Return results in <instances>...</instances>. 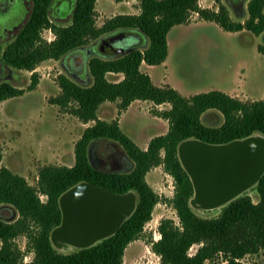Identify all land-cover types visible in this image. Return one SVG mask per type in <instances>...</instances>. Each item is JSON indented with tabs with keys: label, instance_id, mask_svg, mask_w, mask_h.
I'll use <instances>...</instances> for the list:
<instances>
[{
	"label": "trees",
	"instance_id": "1",
	"mask_svg": "<svg viewBox=\"0 0 264 264\" xmlns=\"http://www.w3.org/2000/svg\"><path fill=\"white\" fill-rule=\"evenodd\" d=\"M52 0H34L31 17L9 41L2 58L8 66L33 70L42 61L59 59L71 50L117 30L129 29L138 38L150 40L149 46L136 45L120 55H96L89 60L93 81L83 85L66 74L58 76L61 92L51 102L69 107L70 112L84 122L95 120L85 128L75 144L73 165H43L38 174V185L27 178L0 166V204L7 203L18 210L14 221L0 219V263L2 264H123L127 246L139 238L145 224L152 218L159 194L146 180L147 172L162 164L175 180V192L170 202L179 216L163 218L159 224L161 237L152 241V250L161 257V264H254L241 258L247 253L264 249V173L255 186L259 200L254 202L249 193L233 198L217 216L205 217L191 205L195 188L190 174L183 166L178 146L189 138L210 143H226L255 133L264 135V98L242 99L230 93L212 89L190 96L183 95L171 84L157 85L141 64L162 63L168 55V33L174 25L189 23L192 13L214 20L227 31L247 29L255 34L264 31V0H248L249 17L246 21L232 19L228 7L216 0L219 9L202 7L199 0H141L139 13H121L97 26V0H78L72 22L63 25L49 17ZM51 27L55 39L48 41L41 31ZM144 35V36H143ZM264 53V46H258ZM108 72H122L123 79L111 81ZM36 72L30 89L38 84ZM24 90L8 82L0 83V101L22 95ZM119 102V113L136 99L151 100L155 104L169 102L170 109L156 115L168 120L166 133L151 138L142 148L121 128L118 118L111 121L99 118L97 111L105 101ZM216 108L224 115L218 125H208L202 114ZM110 139L124 148L134 166L128 171L102 169L94 166L89 157V145L94 140ZM89 182L118 193L136 192L138 201L132 214L112 235L96 243L63 252L55 246L52 234L64 219L62 196L72 187ZM41 194L47 196L46 200ZM27 237L32 260L23 262V252L15 239ZM199 247L194 253L190 248ZM221 253L223 258H221Z\"/></svg>",
	"mask_w": 264,
	"mask_h": 264
},
{
	"label": "rangeland",
	"instance_id": "2",
	"mask_svg": "<svg viewBox=\"0 0 264 264\" xmlns=\"http://www.w3.org/2000/svg\"><path fill=\"white\" fill-rule=\"evenodd\" d=\"M221 1L228 7L233 20L244 22L249 17L248 0L242 4L241 0H236L234 2L236 8L231 4L232 0ZM199 4L202 7L219 9L216 0H199ZM59 5V1H55L54 6L59 7ZM140 6L141 0H97L96 24L101 26L106 19L116 14L139 13ZM7 7L5 4L4 9ZM51 17L61 24L71 22V14L65 17L51 14ZM7 25L9 27L11 24ZM5 26V18L1 17L0 83L8 82L17 88H22L24 93L0 101V166H6L14 173L25 176L30 184L37 186L39 170L43 165L75 163V144L85 128L95 123V120L84 122L72 114L69 107L51 102V98L61 92L58 76L66 74L80 84H91L93 77L90 74L89 60L96 55H110L104 50L100 52L108 35L102 36V39H90L83 45L84 49L80 47V50L74 51L65 59L64 57L46 59L35 69L29 70L8 66L2 60L3 50L8 41L15 36L14 33L1 37ZM243 30L227 31L214 20L200 18L197 12L192 13L189 23L174 25L168 33L171 53L169 62L173 80L179 83L182 89L180 92L188 95L208 91L207 88L209 90L215 88L242 99L264 98V53L258 49L259 45L264 46V31L259 35L247 29ZM54 37V32L49 30L44 32V39L50 41ZM144 37L145 39L137 37L134 41L135 44H142L140 46L142 49L148 47L150 43L149 38ZM74 57L81 63L79 73L82 77L79 74L73 75L66 68L72 65L70 60ZM34 72L39 82L35 89H30ZM164 72V66L155 69V79L161 80ZM119 76L121 75H110L115 79ZM116 101V108L100 109L97 115L102 117L116 115L119 120V115L124 110L119 113L120 100ZM170 108L169 102L154 103L151 108L147 104H134L123 116L121 128L143 148L150 137L167 132L164 119L156 113ZM202 120L208 125H218L224 121V115L220 110L211 108L203 112ZM254 135L264 136L262 133ZM90 145H94L91 157L95 166L107 170H123V164L113 162L112 166H107L102 161V153L105 151L110 154L127 155L122 145L110 139L94 140ZM132 167L133 165L125 170L128 171ZM146 180L159 194L160 201L155 205L152 218L145 224L139 238L127 246L123 264H161V257L152 250V241L161 237L160 221L163 218H172L179 222L177 211L170 202L175 192L174 177L160 164L153 166L147 172ZM255 186L243 193H249L252 200L257 202L259 194ZM133 194L137 202L138 195L134 191ZM41 198L46 200L47 196L41 194ZM193 198L190 202L193 209L205 217L217 216L221 208L228 203L207 208L195 203ZM18 216L15 207L7 203L0 204V219L14 221ZM15 241L23 252V262L32 260L34 252L28 250L27 237L19 235ZM53 241L63 252H71L77 248L61 240L53 239ZM198 247L199 244L191 246L190 253H194ZM222 256L221 253L219 259H222ZM241 260L246 263L264 264V249L247 253ZM207 263L217 264L209 260Z\"/></svg>",
	"mask_w": 264,
	"mask_h": 264
},
{
	"label": "water",
	"instance_id": "3",
	"mask_svg": "<svg viewBox=\"0 0 264 264\" xmlns=\"http://www.w3.org/2000/svg\"><path fill=\"white\" fill-rule=\"evenodd\" d=\"M135 38L134 32L119 31L116 37L104 40L102 49L110 55L123 54L138 45ZM91 151L92 145L89 157L94 165ZM178 154L193 181L195 197L205 207L231 201L255 186L264 173V136L261 135L226 143L189 138L179 144ZM61 204L64 219L52 238L77 247L90 246L115 233L136 206L133 192L118 193L89 182L68 190Z\"/></svg>",
	"mask_w": 264,
	"mask_h": 264
},
{
	"label": "flooded vegetation",
	"instance_id": "4",
	"mask_svg": "<svg viewBox=\"0 0 264 264\" xmlns=\"http://www.w3.org/2000/svg\"><path fill=\"white\" fill-rule=\"evenodd\" d=\"M55 1H59V3H60L59 7L54 6L55 5ZM77 1L78 0H52L51 4H50V7H49V17H50V19L53 22H55L54 19L51 17V14H57V15H59L61 17H65V16H68L69 14H71V22H72V18H73V14H74V8H75V5H76ZM235 1L236 0H232L231 1V4L234 5V7H235V3H234ZM5 4L8 6L7 9H4ZM33 4H34V0H0V10H1L0 18L4 17L5 18V24H6L5 30H4L3 34L1 35V37H5V36H8V35H11V34H14V33H15L14 38L16 37V35L21 31V29H23V27L25 26V24L27 23V21L31 17V14H32V11H33ZM241 4H242V0H241ZM56 23H58V22H56ZM7 24H11V25L9 27H7L8 26ZM59 24H61V23H59ZM63 25H67V24H63ZM47 30H49L50 32H53L51 27H45L41 31V35L43 36L44 32L47 31ZM123 30H127V31H130L132 33L133 32L136 33L133 30L121 29V30H117L115 32H112L110 34H107L108 35L107 37L108 38L109 37H111V38L112 37H116V34L119 31H123ZM54 35L56 37L55 33H54ZM55 37L50 39V41L55 39ZM14 38H12V39H14ZM100 39H102V38H100ZM80 47L83 48V46H80ZM80 47H77L76 49L71 50L70 52H68L67 54H65L62 57H64V59H65L68 55H71L74 51L80 50L79 49ZM101 51L103 52L102 47L100 48V52ZM101 53H99V54H101ZM2 60H3V58H2ZM70 62L72 63V65L66 66V68L73 75H76V76H78V74L80 75L79 71L81 70V67H82L81 63L79 61H77V58H75V57L71 58ZM79 63H80V65H78ZM93 146H92V148H93ZM102 159H103L102 161L107 166H112L113 162H116L118 164L119 163L123 164L122 165L123 170H120V171H127V170H125L126 168H128V167L130 168L132 165L134 166L133 161L125 154L116 155V154H110V152L107 153L105 151V152L102 153ZM193 199H194L193 201L195 203L205 207L195 196H194ZM207 208H211V207H207ZM1 244H2V241H1ZM0 264H2V263H0Z\"/></svg>",
	"mask_w": 264,
	"mask_h": 264
},
{
	"label": "crops",
	"instance_id": "5",
	"mask_svg": "<svg viewBox=\"0 0 264 264\" xmlns=\"http://www.w3.org/2000/svg\"><path fill=\"white\" fill-rule=\"evenodd\" d=\"M242 31H244V30H242ZM259 35H261V34H259ZM168 44H169V40H168ZM170 44H169V51H168V55H167V58L162 62V63H159V64H148V63H146L145 61H143L142 62V64H141V70H143V71H145V72H147V73H149L150 74V76H151V78H152V80H153V82L155 83V84H157V85H164V84H171L172 86H174L175 88H177L179 91H181L182 89H181V87H180V85H179V83H177L176 81H174L173 80V76H172V68H171V66H170V62H169V59H170ZM160 66H164L165 67V72H164V74H163V77H162V79L161 80H157V79H155V73H154V70L155 69H157L158 67H160ZM121 75V76H119V78H111L110 77V75ZM106 76H107V78L109 79V80H111V81H119V80H121L123 77H124V74L122 73V72H108L107 74H106ZM35 89V88H34ZM215 89V88H214ZM206 90H209V88H207ZM212 90V89H211ZM225 91V90H224ZM183 94V93H182ZM195 94V93H194ZM184 95V94H183ZM190 95H192V94H188V95H185V96H190ZM116 102L117 101H105V102H103L100 106H99V109H98V111H100V109H109V110H112V107H114V108H116ZM134 104H147V105H149V108H151L152 107V105L154 104L151 100H142V99H136V100H134V101H132L131 102V104L127 107V109L126 110H124L120 115H119V123H120V126H121V120H122V118H123V116L127 113V111L134 105ZM158 106V105H157ZM98 111H97V114H99L98 113ZM100 118H102V119H106V120H109V121H111V120H113V119H115V118H117V116L115 115V116H112V117H102V116H100V115H98ZM163 118V117H162ZM164 119V121H165V124H166V126H167V130H168V120L167 119H165V118H163ZM88 125V124H87ZM122 127V126H121ZM163 134V133H162ZM152 137H154V136H152ZM152 137H150L148 140H147V142H146V144H145V146L143 147V148H147V146H148V144H149V142H150V140H151V138Z\"/></svg>",
	"mask_w": 264,
	"mask_h": 264
},
{
	"label": "bare ground",
	"instance_id": "6",
	"mask_svg": "<svg viewBox=\"0 0 264 264\" xmlns=\"http://www.w3.org/2000/svg\"><path fill=\"white\" fill-rule=\"evenodd\" d=\"M194 200V199H193Z\"/></svg>",
	"mask_w": 264,
	"mask_h": 264
}]
</instances>
